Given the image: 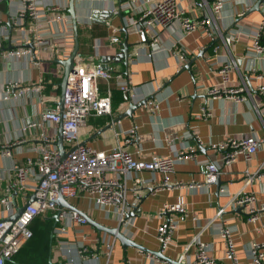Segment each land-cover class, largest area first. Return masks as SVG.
I'll use <instances>...</instances> for the list:
<instances>
[{"label":"crops","instance_id":"obj_1","mask_svg":"<svg viewBox=\"0 0 264 264\" xmlns=\"http://www.w3.org/2000/svg\"><path fill=\"white\" fill-rule=\"evenodd\" d=\"M39 1L41 4L65 2L66 13L69 14L68 0ZM127 1L130 9H120ZM153 1L75 0L78 56L83 62H98L114 68L108 82L98 81L100 93L119 89L121 82L129 80L138 94L132 103L148 98L156 105L150 110L142 104L127 113L131 103L127 99L117 103L110 115L91 114L80 129L78 141L100 150L126 144L132 156L143 160L153 155L171 156L190 145L195 149V157L174 165L168 174V181L177 185L169 188L160 186L162 174L158 171L142 170L121 175L119 183L123 197L117 206L98 207L87 194L69 199L92 220L107 228L119 227L117 207H123L127 215L132 212L128 223L119 229L140 248L123 245L109 232L99 230L88 222L79 225L69 223L66 218L52 224L49 254L44 264H49L48 260L50 264H63L65 261L70 264H176L182 253L185 257L180 264H192L195 248L192 246L185 253L183 250L193 237L208 244L210 257L222 259L224 241L218 233V224L222 220L236 228L233 235L236 264H248L249 245L264 240V214L256 222H249L246 208L236 210L237 206L219 191L221 186H225L230 194L238 190L250 191L255 195L256 204L264 202V169L260 168L264 162V151L260 149L249 161L239 156L231 164L223 165L221 152L211 148L212 144L229 137H264V94L256 89L258 85L264 86V59L256 58L250 50L252 31L259 24L264 25V5L259 6L260 11L247 13L257 0H227L217 23L222 34L239 31L228 46L216 35V30L210 34L199 31L181 34L174 29L156 27L159 43L165 49L150 53L146 43L139 40V26L133 18L139 16V9ZM176 1L189 15L199 16L202 13L201 0ZM19 2L0 0V21L7 29L6 32L0 29V36L8 35V39L1 38L3 46L0 47V197L6 184L15 178L13 165L24 163L27 159L35 160L39 155L36 146L40 128L22 131L21 126L37 119L44 107L58 106L64 73V67L58 60L66 59L74 44V27L69 17L68 22L59 26L70 29L72 36L69 41L64 37L58 40L59 47L64 49L62 53L3 57V51L31 48L28 43H22V24L13 23ZM111 36H116L118 42L111 41ZM125 40L130 45L127 59L122 52ZM176 48L184 51L182 60L172 51ZM227 62L235 64L237 69L232 68L228 73L229 81L223 82L217 69ZM257 73L261 74L260 78L254 76ZM6 82H21L29 89L20 96L10 94L5 97L1 88ZM34 85H40L39 90H34ZM230 86L247 88L240 93L243 101L235 102L222 93L217 96L208 94L210 88ZM202 110L209 114L199 117ZM132 127L135 131L130 136ZM44 129L55 136L54 144L57 146L58 128L50 125ZM14 139L21 142L11 148L10 155L2 154V144ZM126 139H129L128 143H125ZM64 148L67 149L65 145ZM204 160L218 164L216 178H219V186L214 182L210 186L189 188L187 184L191 181L203 182L199 164ZM109 175L113 174L110 172ZM136 177L141 182H135ZM180 199L187 214L180 219L179 214L174 213L178 224L172 243L161 252L156 228L172 214H160V211L164 204ZM24 202L23 195L16 193V206ZM62 225L64 232L56 236L55 227ZM63 246L69 247V251ZM80 247L86 248L85 253L78 252ZM159 253L163 257L157 256ZM18 264L25 263L19 261Z\"/></svg>","mask_w":264,"mask_h":264},{"label":"built area","instance_id":"obj_2","mask_svg":"<svg viewBox=\"0 0 264 264\" xmlns=\"http://www.w3.org/2000/svg\"><path fill=\"white\" fill-rule=\"evenodd\" d=\"M242 1V0H239ZM203 7L199 16L189 15L180 7L176 0H155L147 6L139 9V16L133 18V22L138 24L139 40L154 53L165 49L159 43L155 28L174 29L175 32L188 34L194 31L210 34L216 30V35L221 37L225 45H230L239 31L222 34L217 23L220 18L222 8L227 0H201ZM261 5H264V0ZM130 4L122 3V10L130 9ZM261 10V7H260ZM65 2L49 1L41 4L39 0H20L17 5L16 16L13 23L23 27L22 43L32 44V48L19 47L13 50L3 51V57H20L31 54L33 57L44 53L58 54L64 51L58 45V40L64 37L66 41L72 39L70 29L60 28V24L68 22L70 14H67ZM242 15V14H241ZM92 19L91 16H88ZM262 24H259L251 33V52L259 59H264V31ZM25 28V30H24ZM0 29L6 32V27L0 21ZM26 32V33H25ZM8 39L7 34L0 36V47L3 46L2 39ZM110 40L118 42L116 36H111ZM16 42V39H13ZM171 48V47H170ZM175 48V47H174ZM176 56L182 60L185 53L180 48L173 49ZM235 64L223 63L217 69L223 82L229 81V71ZM113 66L103 65L98 62H83L78 55L75 57L73 71L69 72L63 88L62 111L59 114L58 106L44 107L38 118L21 126L22 131L29 128L38 127L39 143L36 146L38 157L35 160L27 159L24 163L14 164V180L8 182L3 189V196L0 197V264H6L13 255L32 236L29 224L36 216H44L49 212H55L58 207L56 199L62 195L66 200L76 198L81 194L89 195L96 206L106 208L107 206H117L123 197L120 190L119 178L129 172H139L142 170L158 171L162 174V188H169L177 184L168 181V174L173 170L178 162H184L195 157V149L188 145L174 152L169 156L153 155L147 160L136 159L126 147V144L114 146L109 150H100L82 144L78 141L80 129L85 125L87 118L91 114L110 115L111 99L110 92L101 94L98 81L108 80L113 75ZM260 78L261 74H254ZM34 90H39L40 85L32 86ZM14 89V90H13ZM29 87L23 86L21 82H6L2 88V95L8 97L20 96ZM119 89L124 91L129 101H133L138 94L129 80L119 84ZM257 91L264 94V86L258 85ZM245 86L210 88L208 94L214 96L222 93L224 97L235 102L243 101L240 95ZM148 109L152 110L156 105L148 101ZM209 113L202 110L199 117H206ZM58 128L61 126L62 142L66 156L61 159L58 147L54 144L55 136L45 131L46 126ZM135 127L129 131L133 136ZM20 139L2 144L1 152L10 155L12 147L17 146ZM129 139L125 140L128 143ZM211 148L221 152L223 165L231 164L237 157H242L245 161L251 160L254 154L260 149L264 151V137H240L226 138L224 141L212 144ZM218 164L211 160H204L199 164V171L203 176L201 184L194 181L189 182V188L210 186L216 181L218 175ZM261 169H264V162ZM113 175H109V173ZM264 173V172H263ZM135 182H141L140 178H135ZM31 181L32 184H28ZM179 185V184H178ZM182 185V184H180ZM28 191V192H27ZM220 194L227 195L231 204L246 208L247 220L256 222L264 214V202L256 204L255 195L250 191L238 190L230 194L225 186L219 188ZM16 193H21L26 201L30 195H34V200L28 203L15 220L8 219L17 208L15 204ZM172 214L163 219L156 228V237L159 242L160 251L163 252L172 243L173 233L177 227L178 219L175 214L182 219L187 214L184 203L180 199L172 204H164L161 213ZM117 217L119 227L128 223L127 213L123 207H117ZM69 220V223L85 224L86 218L76 211L60 208L58 220ZM218 233L224 241V251L222 259H214L208 255V244L198 237H193L184 246L185 253L190 247L195 248L192 264H236L237 256L233 235L236 231L234 226H230L222 220L218 224ZM64 225L55 227L54 233L60 236L64 232ZM66 251L69 247L63 246ZM86 248L80 247L78 252L85 253ZM109 251L106 252L108 254ZM182 253L177 264L184 258ZM248 264H264V240L251 242L248 248ZM63 264H70L65 261ZM129 264V263H127Z\"/></svg>","mask_w":264,"mask_h":264},{"label":"water","instance_id":"obj_3","mask_svg":"<svg viewBox=\"0 0 264 264\" xmlns=\"http://www.w3.org/2000/svg\"><path fill=\"white\" fill-rule=\"evenodd\" d=\"M262 2H263V0H257L255 2V4L252 7H250L246 12L250 13V12H253V11H257V10L260 11V7L259 6L262 4ZM74 5H75V0H68V12H69V14H70V16L72 18L73 27H74V44H73V47L71 49V52H70L69 56L66 59H64V60H58V62L61 63L63 65V67H64L63 79H62V83H61V94H60V98L58 100V108H59V114L60 115H61V111H62L63 88H64V85H65V80H66V77H67L68 73L73 71L74 66H75V57L78 55V44H79V42H78V37H77V26H76V17H75ZM29 46L32 48V44H29ZM122 46H123L122 47L123 55L127 59L130 45L125 40L122 43ZM147 99L148 98H145L139 103H132L131 102L129 104L126 112L130 113L133 110V108L138 107V106H140L142 104H146V102L148 101ZM56 144H57V147H58V150H59V153H60V157H61V159H63L66 156V151H65V148H64V145H63V142H62L61 126L60 125L58 126V136H57ZM216 179H217V181H215V184H216V186H219L218 185L219 178L217 177ZM33 200H34V195L32 194V195H30L27 198V200L22 205L18 206L16 208V210L10 216H8V219L15 220L19 216L21 211L25 208V206L28 203H30L31 201H33ZM56 204H57L58 209L53 214V220H54L53 225L58 220L59 209L60 208H66L68 210L76 211L79 214H81L82 216H84L86 218L87 222L90 223L92 226L96 227L97 229L109 232L110 234H112L113 236L118 238L122 242L123 245H132V246H135L137 248H140L139 245H137V244L133 243L131 240H129L120 231L119 227H117V228H107L105 226H102L101 224H99L96 221L92 220L89 216H87L85 213H83L81 210H79L75 205H73L71 202H69V200H66L60 194L58 195V197L56 199ZM242 208H244L242 205L241 206H237L236 210H241ZM130 216H132V212L129 215H127V217H130ZM155 255H156V253H155ZM158 255L163 257V255H160V253L157 254V256ZM48 263L50 264L49 260H48ZM176 264H177V262H176ZM178 264H180V263H178Z\"/></svg>","mask_w":264,"mask_h":264},{"label":"trees","instance_id":"obj_4","mask_svg":"<svg viewBox=\"0 0 264 264\" xmlns=\"http://www.w3.org/2000/svg\"><path fill=\"white\" fill-rule=\"evenodd\" d=\"M110 91L112 110L117 103L128 99L126 93L120 89H111ZM53 221V214L51 213L33 218L29 224V228L32 231L31 238L24 243L6 264H18L19 261L25 264H44L49 254V235Z\"/></svg>","mask_w":264,"mask_h":264}]
</instances>
